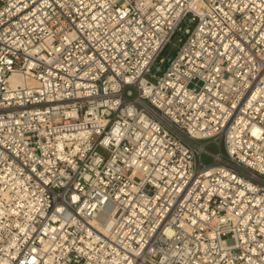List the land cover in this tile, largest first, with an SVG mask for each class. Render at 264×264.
I'll list each match as a JSON object with an SVG mask.
<instances>
[{"label": "built area", "instance_id": "1", "mask_svg": "<svg viewBox=\"0 0 264 264\" xmlns=\"http://www.w3.org/2000/svg\"><path fill=\"white\" fill-rule=\"evenodd\" d=\"M0 264H264V0H0Z\"/></svg>", "mask_w": 264, "mask_h": 264}, {"label": "rangeland", "instance_id": "2", "mask_svg": "<svg viewBox=\"0 0 264 264\" xmlns=\"http://www.w3.org/2000/svg\"><path fill=\"white\" fill-rule=\"evenodd\" d=\"M192 23L186 21L184 23H182V27H192ZM184 37L183 35H181L180 33H177L172 40L170 41V43L164 48V50L161 53V57H163L164 61L162 63H158L161 66V70L167 65L168 63V58L172 57L177 49V45L174 46L173 42H178V38L179 37ZM157 73H160V71H156ZM130 90L131 93L128 94L127 91ZM123 94L125 96V98L127 99H132L135 94H136V90L134 87L132 86H128L124 89ZM201 144H204L203 146V150L200 154V161L203 165H212L215 162V158L214 155L219 154V152H221L222 154L225 153L224 150V146L223 144H221L220 146L218 145V140L217 141H212L210 139H206V140H200L199 141ZM98 152L100 154H102V156L106 157L107 156V151L102 149V148H98L97 149ZM197 162H198V157H197Z\"/></svg>", "mask_w": 264, "mask_h": 264}, {"label": "bare ground", "instance_id": "3", "mask_svg": "<svg viewBox=\"0 0 264 264\" xmlns=\"http://www.w3.org/2000/svg\"><path fill=\"white\" fill-rule=\"evenodd\" d=\"M13 82H19L20 81V77L18 75H14L10 78Z\"/></svg>", "mask_w": 264, "mask_h": 264}]
</instances>
